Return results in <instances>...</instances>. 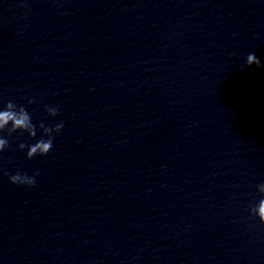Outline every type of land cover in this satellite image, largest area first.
I'll return each mask as SVG.
<instances>
[{
  "label": "clouds",
  "instance_id": "clouds-1",
  "mask_svg": "<svg viewBox=\"0 0 264 264\" xmlns=\"http://www.w3.org/2000/svg\"><path fill=\"white\" fill-rule=\"evenodd\" d=\"M247 66L255 64L260 66V61L257 59L254 53H249L245 61ZM34 103V101L29 100V104ZM47 114L51 117L58 115V108L49 107L47 108ZM39 128L43 129V136L35 144L27 145L28 151L26 157L32 159L33 157L40 155H47L53 147L54 135L60 134L63 129V123L57 124L55 127L45 126L43 122L40 123ZM7 129L9 135L14 132H26L29 138L36 136L37 128L32 123V118L29 112L24 106L15 104L9 101L3 110H0V132ZM43 137H47L44 139ZM8 147V140L6 138H0V152ZM26 147L25 144H20L19 148L23 150ZM39 175V172L34 173L32 176L26 173L17 172L9 177L10 182L13 184L21 186L34 187L36 184L35 177ZM260 189L261 199L258 203H255L249 207V215H258L259 222L264 224V183L257 185Z\"/></svg>",
  "mask_w": 264,
  "mask_h": 264
}]
</instances>
